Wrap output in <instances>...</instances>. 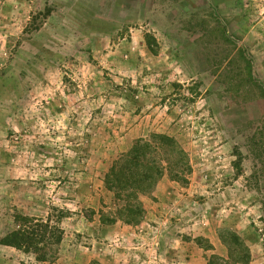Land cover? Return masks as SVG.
I'll return each instance as SVG.
<instances>
[{
    "label": "rangeland",
    "instance_id": "rangeland-1",
    "mask_svg": "<svg viewBox=\"0 0 264 264\" xmlns=\"http://www.w3.org/2000/svg\"><path fill=\"white\" fill-rule=\"evenodd\" d=\"M151 134L187 184L166 170L140 224L102 225L106 174ZM18 214L54 215L58 257L0 264H207L225 231L264 264V0H0V238Z\"/></svg>",
    "mask_w": 264,
    "mask_h": 264
},
{
    "label": "trees",
    "instance_id": "trees-1",
    "mask_svg": "<svg viewBox=\"0 0 264 264\" xmlns=\"http://www.w3.org/2000/svg\"><path fill=\"white\" fill-rule=\"evenodd\" d=\"M169 171L172 181L187 184V175L192 173L189 157L174 137L165 134H151L150 139H139L131 149L121 155L111 166L104 178L107 189L117 200L124 202L119 217L114 218L102 213L100 223L108 226L117 220L126 224L138 225L145 210L140 197L151 195ZM68 211H60V217H68ZM18 228L0 238V246L9 247L25 254H33L37 262H54L58 257V247L64 233L60 223L54 221V215L46 219L17 215ZM221 242L227 248V257L212 255L207 264H250L252 254L246 242L232 231L220 235ZM197 244L204 248L200 241ZM90 264H100L93 261Z\"/></svg>",
    "mask_w": 264,
    "mask_h": 264
},
{
    "label": "crops",
    "instance_id": "crops-1",
    "mask_svg": "<svg viewBox=\"0 0 264 264\" xmlns=\"http://www.w3.org/2000/svg\"><path fill=\"white\" fill-rule=\"evenodd\" d=\"M164 182V181H163ZM161 184L159 183V185L158 186H160ZM170 188H173V189H176V187H175V185H174V183L172 182H164V185L162 184L159 188H157V190H158V193H160V196H162V198H164L165 196H164V192H165V190L166 189H168V190H170ZM162 190H164L163 191V193H161L162 192Z\"/></svg>",
    "mask_w": 264,
    "mask_h": 264
}]
</instances>
